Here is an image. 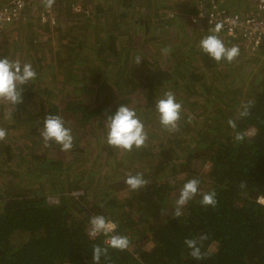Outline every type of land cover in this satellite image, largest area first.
I'll return each mask as SVG.
<instances>
[{
  "label": "trees",
  "instance_id": "16d2710c",
  "mask_svg": "<svg viewBox=\"0 0 264 264\" xmlns=\"http://www.w3.org/2000/svg\"><path fill=\"white\" fill-rule=\"evenodd\" d=\"M242 1L54 0L48 8L34 0L51 22L34 23L32 12L24 30H3L0 58L30 63L37 75L22 86V103L0 101L7 132L0 140V264H94L93 246L105 247L112 235L126 236L129 246L108 247L99 264H264V205L257 202L264 196V86L243 94L244 86L222 84L231 62L201 50L213 31L191 21L198 6L234 11ZM215 34L227 48L237 45ZM167 91L182 105L172 133L155 108ZM248 103L250 114L237 119ZM121 104L144 124L148 139L139 149L106 144L105 119ZM48 114L71 130V150L55 142L45 147L40 133ZM251 129L235 141L237 131ZM137 173L149 183L131 191L124 181ZM194 178L198 194L172 218L181 189ZM120 179L122 188L115 185ZM212 191L216 206H201V193ZM94 215L114 222L115 231L90 238ZM201 234L206 255L195 260L184 240Z\"/></svg>",
  "mask_w": 264,
  "mask_h": 264
},
{
  "label": "clouds",
  "instance_id": "9594fccd",
  "mask_svg": "<svg viewBox=\"0 0 264 264\" xmlns=\"http://www.w3.org/2000/svg\"><path fill=\"white\" fill-rule=\"evenodd\" d=\"M54 0H45L48 8H51ZM220 30L217 25L213 30V34L205 36L200 41L201 50L208 54L215 61L219 62L222 59L232 62L238 55L239 49L236 46L227 48L221 39L215 34ZM167 53V49L163 50ZM140 61H137L139 64ZM36 72L33 70L30 63L21 64L19 61H10L7 57L0 58V101L10 104H20L23 101V87L29 84L30 81L36 78ZM158 113L159 122L163 129L169 133L178 131V121L181 119L182 105L176 102L173 92L167 91L163 97L157 100L155 105ZM242 110L238 111L237 119L247 117L250 114V103L242 104ZM107 140L106 144L109 147L117 150L131 151L133 147L139 149L146 145L148 139L147 133L144 130V124L139 119L134 109L121 104L115 114L107 115ZM229 126L235 130L237 128L236 121L229 119ZM7 132L0 128V140L6 138ZM43 138L45 147L49 146V142H55L61 146L62 151H69L73 147V137L71 130L64 126V121L59 115L48 114L44 119V127L40 133ZM247 132H236L235 141H243ZM124 183L131 191H138L145 187L149 181L144 179L143 174L137 173L129 175ZM242 188L246 186L245 182H241ZM199 188L198 179L188 180L180 191L178 199L175 201V207L171 213L172 218L177 219L183 215L182 209L191 201L197 194ZM202 199L199 201L201 206L215 207L217 204L216 193L214 191L201 193ZM257 202L264 205V196H258ZM90 238H95L100 235L113 233L116 229V224L111 220H107L104 215H94L89 218ZM207 239L206 234H201L195 238H186L184 244L190 250L189 255L195 260H202L205 253H202V242ZM106 245L117 250H124L129 246V240L126 236L112 235L110 239L104 241ZM92 260L94 264H99L101 256L107 255L108 247L94 245L92 249Z\"/></svg>",
  "mask_w": 264,
  "mask_h": 264
},
{
  "label": "built area",
  "instance_id": "2783aa9c",
  "mask_svg": "<svg viewBox=\"0 0 264 264\" xmlns=\"http://www.w3.org/2000/svg\"><path fill=\"white\" fill-rule=\"evenodd\" d=\"M2 1L0 0V42L3 30L19 21L24 15L26 5L25 0H10L8 3ZM73 8L74 11L80 12L79 7ZM40 21L42 24L45 23V18L41 17ZM51 21L52 19L48 22ZM191 21L200 22L208 31H213L219 25L218 32L224 37L241 40L245 49L264 51V0H254L253 10L247 14L227 11L217 3H211L208 7L198 6V12ZM248 133L252 135L253 130H249ZM48 203L58 202L48 200Z\"/></svg>",
  "mask_w": 264,
  "mask_h": 264
},
{
  "label": "rangeland",
  "instance_id": "374dc122",
  "mask_svg": "<svg viewBox=\"0 0 264 264\" xmlns=\"http://www.w3.org/2000/svg\"><path fill=\"white\" fill-rule=\"evenodd\" d=\"M25 9L24 11L28 10V12L26 13V16H22L19 21L17 23H14L12 25V27H16V33L20 30H24V26L25 24L29 21L28 19V15L31 14L32 12L37 13L36 17H32V21L35 23V21L37 22V20L41 19V17L45 18V22L51 20L50 16L47 15L48 10L46 9V7L44 8H39L36 3H34V0H25ZM221 2V0H220ZM252 2V0H251ZM250 5V0L247 1H242L241 6L243 8H249ZM179 11V10H178ZM35 20H34V19ZM39 24H42L41 21L37 22ZM13 32V30L10 31V33ZM15 33V31H14ZM12 34V33H11ZM181 37V36H180ZM205 37V36H204ZM191 39V38H190ZM190 43V42H188ZM253 51H257L256 49H247L246 51H242L241 53L239 52V56H237L232 62L227 63L229 64V66H231V68H229L228 72L225 71V75H227V78L224 79V81L222 82V84H226L228 87L230 88H241V86H244V88L241 89L240 92H243V94L245 92L248 93L249 90L254 89L256 86L259 87L260 85L264 86L263 80H264V76H255L253 75L254 72H256L257 70H264V58L262 56H258L257 53H253ZM249 70V71H248ZM243 74H247L245 80L241 81L238 80V77H244ZM221 75V74H220ZM218 76V75H217ZM220 84V81H218ZM233 90V89H231ZM239 91L237 92V90H233L231 91V95H235L236 93H240ZM246 95V94H245ZM85 134V133H84ZM83 134V136H84ZM85 139V138H84ZM124 185V183H122V180H119V183H115L116 186L120 187V185ZM121 185L120 188H122L123 186ZM124 191V190H123ZM125 192V191H124ZM69 194H72L73 197L81 195V192L79 191H72ZM47 199L52 202V201H56L58 202L59 199L55 196H47ZM105 247H108V245H106Z\"/></svg>",
  "mask_w": 264,
  "mask_h": 264
},
{
  "label": "crops",
  "instance_id": "0c3cea01",
  "mask_svg": "<svg viewBox=\"0 0 264 264\" xmlns=\"http://www.w3.org/2000/svg\"><path fill=\"white\" fill-rule=\"evenodd\" d=\"M253 6H254V2H253V5H252V7H251V9L253 10ZM237 8H241V9H235L234 11H232V12H236V13H242V14H244V12L245 11H249V8L247 9H245V8H243L242 6H239V7H237ZM225 40H227V41H236V47H238V49H239V51H240V49L242 48V43H241V40H239V39H231V38H226V37H224V42H226ZM242 51V50H241Z\"/></svg>",
  "mask_w": 264,
  "mask_h": 264
},
{
  "label": "flooded vegetation",
  "instance_id": "af4514ba",
  "mask_svg": "<svg viewBox=\"0 0 264 264\" xmlns=\"http://www.w3.org/2000/svg\"><path fill=\"white\" fill-rule=\"evenodd\" d=\"M104 246H106V244L104 243Z\"/></svg>",
  "mask_w": 264,
  "mask_h": 264
}]
</instances>
